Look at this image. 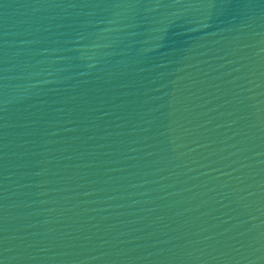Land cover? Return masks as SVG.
Listing matches in <instances>:
<instances>
[{"label": "water", "instance_id": "water-1", "mask_svg": "<svg viewBox=\"0 0 264 264\" xmlns=\"http://www.w3.org/2000/svg\"><path fill=\"white\" fill-rule=\"evenodd\" d=\"M0 264H264V0H0Z\"/></svg>", "mask_w": 264, "mask_h": 264}]
</instances>
